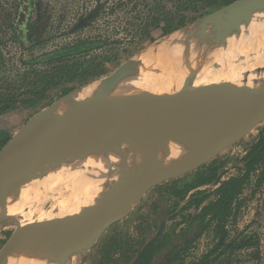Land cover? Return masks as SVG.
<instances>
[{
	"label": "water",
	"instance_id": "obj_1",
	"mask_svg": "<svg viewBox=\"0 0 264 264\" xmlns=\"http://www.w3.org/2000/svg\"><path fill=\"white\" fill-rule=\"evenodd\" d=\"M238 6L244 9V20H249L247 14L263 7L264 0H238L199 22ZM138 60L106 78L99 90H116L117 80ZM115 80L116 86L113 85ZM239 81L197 89H191L190 83H186L173 92H148L106 103L72 106L68 100L74 91L38 111L0 150V204L7 202L10 191L22 180L46 175L43 172L37 176L45 170L40 164L36 168L45 155L63 154L75 145H81L77 155L69 154L68 160L63 162L85 158L91 147L118 137L160 144L182 142L194 148L178 158L150 162L114 194L78 213L62 218L30 219L33 222L28 224H23L17 216L0 218V226L7 221L18 225L17 232L0 255V264H22L23 253L56 264L68 261L76 264L108 227L123 219L152 189L195 172L242 141L264 123V65L243 73ZM162 123L177 126L164 131ZM124 170L125 166L121 171L119 168L111 170L109 175L120 176ZM89 215L113 216L93 225L80 226ZM47 229L60 233L61 238L47 239ZM155 239L143 249L134 264L140 263ZM41 248L50 253H39Z\"/></svg>",
	"mask_w": 264,
	"mask_h": 264
},
{
	"label": "trees",
	"instance_id": "obj_2",
	"mask_svg": "<svg viewBox=\"0 0 264 264\" xmlns=\"http://www.w3.org/2000/svg\"><path fill=\"white\" fill-rule=\"evenodd\" d=\"M236 1L238 0H65L55 6L51 0H13L6 19L0 18V32L8 37L12 46L21 50L22 61L21 67L16 68V82L11 80L12 84H4L0 88V114L15 110L17 104L21 106L26 102L30 103L31 108H36L49 98L48 87H55L53 91L62 96L68 95L99 80L111 67L120 65L122 60L145 50L156 41V32H160L161 37L168 36ZM75 11V15L65 22L69 12ZM64 22L65 26L61 28ZM56 25L60 28L57 29ZM61 31L65 32L60 35L72 39L58 46L45 48L56 38L54 35ZM85 32L89 34L84 35ZM118 35L128 39L121 42L116 38ZM1 43L0 41V46ZM5 61L0 48V63ZM2 69L5 73L12 71L5 66L0 68ZM11 137L9 133L0 130V150ZM246 159L249 163L245 175L223 183L216 191V201L205 206L202 213L194 218L197 226L194 232L189 233L193 236L185 240L184 234L181 235L182 247L186 249L207 230L212 220H216L218 230H222L221 240L214 249L203 256L199 263L191 264H214L218 257L209 262L207 260L222 247V253L227 249L254 247L255 244L251 241L255 236L226 242L228 233L225 231V222L233 215L234 202L250 176L258 172V181H264V126L260 138L251 147ZM207 172H211L210 166L199 168L192 174V177L197 178L196 182L188 183L193 179L187 180L178 195L184 196V193L212 181L214 176H206ZM211 212L214 213L212 219L206 221ZM154 251L155 248L140 264H150Z\"/></svg>",
	"mask_w": 264,
	"mask_h": 264
},
{
	"label": "bare ground",
	"instance_id": "obj_3",
	"mask_svg": "<svg viewBox=\"0 0 264 264\" xmlns=\"http://www.w3.org/2000/svg\"><path fill=\"white\" fill-rule=\"evenodd\" d=\"M245 15L242 6H238L207 18L179 34H171L143 54L144 56L122 75L118 82L114 81V86H116L115 82L118 84L116 90L106 88L99 90L100 83L84 87L70 96L69 105L106 103L148 92H173L186 83H190L191 89H197L218 85L225 81L240 82V78H232L235 74H239L237 70L224 73V69L226 70L230 64L229 61L236 58L233 54L241 53L245 44V50L241 56L246 58L245 51L252 45L255 46L254 50L259 49L258 44L264 45L259 38L264 35V6L247 14L250 16L249 20H244ZM261 55L262 53L258 52L256 57L246 59L250 68L264 65V56ZM210 62L222 65L217 70L219 73H212L209 70ZM244 69L245 67H241V73H245ZM176 126L172 123H162L164 131H169ZM75 146L63 154L49 153L50 155H45L41 162L39 160L36 168H39L40 164L41 169L45 171H41L37 176L46 172V177L40 180L32 177L25 182L22 180L10 191L7 202L0 204V218L17 216L22 219L23 224L32 223L28 215L37 213L38 208L35 204L41 197L50 195L53 198V195L59 192L60 197L63 194L64 198L62 196V199L53 205L55 207L51 212L47 210L45 217L50 219L78 213L86 206L95 204L99 199L114 194L123 182H127L150 162L178 158L194 148L182 142L160 144L118 137L112 142L91 147L85 158L77 157L76 161L65 163L67 155L75 156L79 152L81 145ZM83 163L91 166L92 171L87 172V170V173H83ZM123 166L125 170L120 176L109 175L111 170L119 168L121 171ZM63 189L67 190V194L63 193ZM25 209H29L28 215L24 213ZM112 216L89 215L80 223V226L93 225ZM47 230L48 235L45 236L47 239L53 241L61 238L60 233ZM49 253L45 250V254ZM20 259L22 264L29 262L56 264L46 259L33 258L27 253H23ZM66 264L71 263L68 261Z\"/></svg>",
	"mask_w": 264,
	"mask_h": 264
},
{
	"label": "rangeland",
	"instance_id": "obj_4",
	"mask_svg": "<svg viewBox=\"0 0 264 264\" xmlns=\"http://www.w3.org/2000/svg\"><path fill=\"white\" fill-rule=\"evenodd\" d=\"M64 1L65 0H51V3L56 6L62 4ZM11 4H13V0H0L1 20L6 19L7 12L11 9ZM75 13L76 11L74 13L69 12L65 22L70 20ZM199 21L200 19L197 22ZM65 22L62 27L60 24L61 28L65 26ZM195 23L196 22L186 26L184 29L177 31L174 34H179L188 28L195 27L197 25H195ZM58 26L59 25H56V27ZM57 29L55 27L53 28L55 32ZM64 32L65 31L56 33L57 35L52 33L56 36V38L49 42L45 48L48 49L65 42H69L72 37L68 38L65 37V35H60ZM86 34H89V32H85L84 35ZM155 35L157 39L153 44L149 45L147 48L148 50L145 49L130 58L122 60L120 65L111 67L110 71L99 80L80 87L74 91H79L84 87H91L99 83L101 84L118 69L132 63L134 60L142 58L144 56L142 54H146L155 44L168 37H161L160 32H156ZM47 36L50 37L51 34ZM116 38L121 40V42L128 39L123 37V35H118ZM259 38L262 42H264V35L259 36ZM0 41L2 43H6V45L1 43L0 46L6 59L5 62L0 63V68H4L5 66L12 70L11 72L8 71L6 73L4 69L0 70V88H3L4 84L10 83L11 80L15 81L14 77L16 76L15 74H17L16 68L21 67L22 58L21 50L12 46L8 42V37L3 35L1 32ZM258 46L259 49L254 50L255 46L252 45L247 51H245L244 55L246 58L241 56L245 50V44L242 49L240 48L242 50L241 53L233 51L235 52L233 56L236 58H232V61H229L230 64H228L226 70L224 69V73H231L237 70L239 74H233L234 76H232V78H240L243 74V72L241 73L240 71L241 67H245V72L252 70V68L249 67L248 60L246 59L251 58L252 56L256 57L258 52H261V56H264V45L258 44ZM210 65L211 67L209 70H211L212 73H219L217 70L222 65L215 62H210ZM29 80L33 82V79L30 78ZM32 86L33 85H31L30 88H32ZM50 86H53V84ZM48 88H50V91L48 92V95H50L49 98L46 101H42L36 108H31L30 103L26 102L21 106L17 104L15 106L17 107L15 110H7L0 114V130L5 131L10 135H14L38 111L64 97L60 95L59 92L55 90L53 91V88L55 87ZM263 126L264 123L238 144L227 149L225 152L206 164L211 168V172H207L206 176H214V179L200 186L199 193L207 192V194H204V196L200 198L191 197L196 191L184 193V196L178 195V193L182 191V187L187 180L189 181V179H193L188 183L196 182L197 178L192 177V173L194 172L188 174L186 178H177L176 180L166 182L163 185L158 186L157 188L151 190L143 198L138 200L126 213L123 219L108 227L96 240L94 245L83 255V257L79 260L80 262L77 261L76 264H131L147 241H149L157 233L162 220L165 222V233L163 235V239H174L175 237H178L174 234V232L178 233L180 229H190V225L198 212L197 209H199V207L201 208L204 204L215 202V191H217L223 183L229 181L230 179L240 178L245 175L247 170L246 156L251 147L260 138ZM82 165L83 173L92 171V169H90L91 166H88L87 164L85 165V163ZM117 169L118 168L114 170ZM258 176L259 174L257 172L250 176V179L246 182L239 197H237L234 202L233 215H231L225 222V230L228 233V239L226 242H230L234 239L240 241L245 237L255 236V238L251 241V243L255 244L254 247L238 250L227 249L224 253H222V247L219 248L218 251L215 252L209 260H207V262L218 257V261L214 264H264V181L259 182ZM43 177H46V175L38 179L40 180ZM63 191V193L67 194L66 189H63ZM49 197H41V199L35 204V207L38 208L37 213L29 216L27 214L29 209H25L24 213L27 214L29 218L37 221L41 217L47 216L46 213L51 212L54 209L55 206L53 207V205L60 201V199L64 198V196L62 198L60 197V192L53 195L54 199ZM163 210L165 211L163 212ZM210 217H213V213L208 215L206 221L209 220ZM217 225L216 220L211 222L205 233L198 238L191 248L185 253L180 264H191L196 261L199 262L203 256L214 249L215 245L222 236V230H218ZM17 230L18 225L13 221H7L0 226V239L2 240V243H0V255L3 253ZM131 245H133L132 249H136V254L133 258L129 259V247H131ZM39 251V253L45 254L44 248L39 249ZM152 262L153 263L151 264L161 262L160 257L155 258ZM27 264L32 263L29 262Z\"/></svg>",
	"mask_w": 264,
	"mask_h": 264
},
{
	"label": "flooded vegetation",
	"instance_id": "obj_5",
	"mask_svg": "<svg viewBox=\"0 0 264 264\" xmlns=\"http://www.w3.org/2000/svg\"><path fill=\"white\" fill-rule=\"evenodd\" d=\"M249 153V152H248ZM248 160H247V165H248ZM247 165H246V167H247ZM258 173V172H257ZM193 174V173H192ZM187 177V175L186 176H183V177H180V178H186ZM174 180H176V179H174ZM171 181H173V180H171ZM171 181H168V182H171ZM164 184V183H163ZM163 184H161V185H163ZM160 186V185H159ZM158 187V186H157ZM157 187H155V188H157ZM154 188V189H155ZM153 190V189H152ZM196 191V192H195ZM191 192H195L194 194H192V196L191 197H196V198H200V197H202V196H204V194H207V192H201V193H199L200 192V186L199 187H197V188H195V189H193L192 191H190V193ZM215 195H216V197H215V201H216V199L218 198V195L216 194V191H215ZM238 197H239V195H238ZM197 200H199V199H197ZM210 204V203H209ZM208 203L207 204H204L201 208L199 207V209H197L198 210V212H197V214H196V216L195 217H197L198 215H200L201 213H202V210L205 208V206H207V205H209ZM162 208V207H161ZM165 210H163V212H164ZM211 213H213V212H211ZM210 213V214H211ZM209 214V215H210ZM213 215H214V213H213ZM194 217V218H195ZM210 219H212V217H210ZM209 219V220H210ZM213 221H215V220H212V222ZM161 225L159 226V230L157 231V233L149 240V241H147V243L145 244V246L139 251V253L137 254V256L134 258V260H133V262L131 263V264H134L135 263V261L137 260V258L139 257V255L141 254V252L143 251V249L151 242V241H153L157 236V238L155 239V242L151 245V247L149 248V250L147 251V253L145 254V256H144V258L145 257H147L148 256V254L150 253V251L151 250H153L154 248H155V251H154V253H153V257H152V261H154L155 260V258H157V257H160V260H161V262H159V263H157V264H171V263H175V262H178V264H180V262H182V260H183V256L185 255V253L191 248V246L195 243V241L190 245V246H188V248H183L182 247V243H183V241H182V239H181V235H183L184 234V239L186 240L189 236H190V234L189 233H191V232H194L195 231V228H196V224L194 223V219H193V222L191 223V225H190V229H180L179 231H178V233L177 232H174V234L176 235V236H178V237H175L174 239L173 238H171V239H163V235H164V233H165V230H164V228H165V222H164V220H162L161 222ZM211 224V223H210ZM218 224V223H217ZM195 225V226H194ZM219 225V224H218ZM217 225V226H218ZM226 227V226H225ZM208 228H209V226H208ZM207 228V229H208ZM187 231V232H186ZM226 231V230H225ZM227 232V231H226ZM204 233H205V231H204ZM203 233V234H204ZM202 234V235H203ZM201 235V236H202ZM191 236H193V235H191ZM190 236V237H191ZM201 236H199V238L201 237ZM162 239H163V241H162ZM221 240V239H220ZM220 240L218 241V242H220ZM132 247H133V245H131V247H129V251H130V255L128 256L129 257V259H131V258H133L134 256H135V254H136V249H132ZM129 254V253H128ZM221 255V254H220ZM219 255V256H220ZM143 258V259H144ZM142 259V260H143ZM159 259V258H158ZM142 260L140 261V263L142 262ZM200 262V261H199ZM199 262H192V263H199ZM139 263V264H140ZM151 263H153V262H151ZM150 263V264H151Z\"/></svg>",
	"mask_w": 264,
	"mask_h": 264
}]
</instances>
